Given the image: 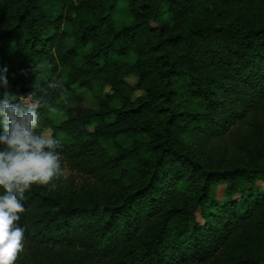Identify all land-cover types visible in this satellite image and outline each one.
Segmentation results:
<instances>
[{
	"label": "trees",
	"instance_id": "16d2710c",
	"mask_svg": "<svg viewBox=\"0 0 264 264\" xmlns=\"http://www.w3.org/2000/svg\"><path fill=\"white\" fill-rule=\"evenodd\" d=\"M118 1L0 0V99L46 90L69 172L14 264H264V0Z\"/></svg>",
	"mask_w": 264,
	"mask_h": 264
},
{
	"label": "clouds",
	"instance_id": "9594fccd",
	"mask_svg": "<svg viewBox=\"0 0 264 264\" xmlns=\"http://www.w3.org/2000/svg\"><path fill=\"white\" fill-rule=\"evenodd\" d=\"M6 87V78L0 79ZM61 82L52 80L47 89H62ZM37 91L44 95H37ZM47 92L34 84L24 96L8 93L0 99V264H14L23 250L25 228L18 225L25 211L22 201L33 185L55 190L66 176L60 142L49 132L35 131L39 126L37 109L47 107ZM54 111L55 109L50 108Z\"/></svg>",
	"mask_w": 264,
	"mask_h": 264
},
{
	"label": "rangeland",
	"instance_id": "374dc122",
	"mask_svg": "<svg viewBox=\"0 0 264 264\" xmlns=\"http://www.w3.org/2000/svg\"><path fill=\"white\" fill-rule=\"evenodd\" d=\"M113 20L116 24H129L132 21V18L129 14L128 8H127V2L125 0H119L116 6V9L113 13ZM128 81L133 84L135 82L134 78H128ZM73 90L78 93L81 97H82V105L83 107L87 108V109H92V110H96L98 108V105L94 99V95L91 91L87 90V89H79L76 86H73ZM98 90V89H97ZM109 90L107 88H105L103 90V93H108ZM143 95V92L141 91H136L133 96L137 97V96H141ZM53 117L55 119H59V115L57 112H53L52 113ZM46 132H49V130H44ZM68 170H66V176L68 175ZM254 186L256 188H259L261 190H264V181L261 179H256ZM219 200H222V195H218Z\"/></svg>",
	"mask_w": 264,
	"mask_h": 264
}]
</instances>
